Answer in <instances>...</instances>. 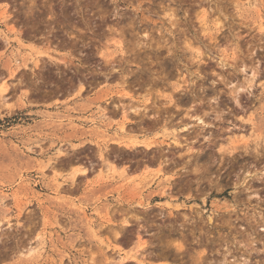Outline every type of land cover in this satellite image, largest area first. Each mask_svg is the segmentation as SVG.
Masks as SVG:
<instances>
[{
	"label": "rangeland",
	"instance_id": "rangeland-1",
	"mask_svg": "<svg viewBox=\"0 0 264 264\" xmlns=\"http://www.w3.org/2000/svg\"><path fill=\"white\" fill-rule=\"evenodd\" d=\"M0 38V264H264V0H0Z\"/></svg>",
	"mask_w": 264,
	"mask_h": 264
},
{
	"label": "crops",
	"instance_id": "crops-1",
	"mask_svg": "<svg viewBox=\"0 0 264 264\" xmlns=\"http://www.w3.org/2000/svg\"><path fill=\"white\" fill-rule=\"evenodd\" d=\"M3 44H4L3 39L0 38V53H1V52H6V53H8V52H9V51H8L9 48L6 47V48L4 49V45H3ZM0 55H2V54H0ZM5 97H6V96H5ZM7 97H8V96H7ZM7 97H6V98H7Z\"/></svg>",
	"mask_w": 264,
	"mask_h": 264
},
{
	"label": "bare ground",
	"instance_id": "bare-ground-1",
	"mask_svg": "<svg viewBox=\"0 0 264 264\" xmlns=\"http://www.w3.org/2000/svg\"><path fill=\"white\" fill-rule=\"evenodd\" d=\"M5 97V96H4ZM6 97H7V95H6ZM130 145V144H129ZM140 145V144H139ZM138 145V146H139ZM127 148H128V146H126ZM135 147V146H134ZM153 147H154V145H153ZM132 148V147H131ZM150 149V148H149ZM88 169V168H87ZM87 169H84V171L82 172V174H85L86 172H87Z\"/></svg>",
	"mask_w": 264,
	"mask_h": 264
}]
</instances>
